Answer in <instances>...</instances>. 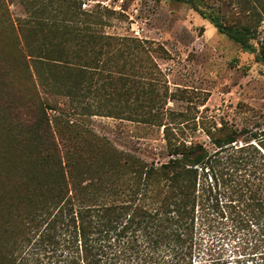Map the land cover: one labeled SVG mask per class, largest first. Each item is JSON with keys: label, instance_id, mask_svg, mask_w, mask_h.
Segmentation results:
<instances>
[{"label": "trees", "instance_id": "trees-1", "mask_svg": "<svg viewBox=\"0 0 264 264\" xmlns=\"http://www.w3.org/2000/svg\"><path fill=\"white\" fill-rule=\"evenodd\" d=\"M174 1L247 48L264 23V0ZM48 3L30 11L35 23H18L23 49L0 46L4 264H190L195 219L220 236L239 233L242 247L264 248V125L212 123L203 129L207 147L186 141L184 126L173 132L158 123L163 161L116 149L69 117L123 111L92 113L82 104L92 94L126 108L131 102L133 115L125 119L156 121L152 106L160 95L139 86L153 74L142 57L135 67L130 62L134 52L147 53L146 41L96 31L101 16L113 13L98 3L89 11L77 0ZM127 41L133 51L118 48ZM255 58L264 62V31ZM130 79L134 86L124 87ZM47 93L61 101L52 103Z\"/></svg>", "mask_w": 264, "mask_h": 264}, {"label": "rangeland", "instance_id": "rangeland-1", "mask_svg": "<svg viewBox=\"0 0 264 264\" xmlns=\"http://www.w3.org/2000/svg\"><path fill=\"white\" fill-rule=\"evenodd\" d=\"M77 1L80 2V9L84 11L95 10L98 3L99 7L113 12L109 16H101L104 24L96 26V31L146 41L144 45L147 53L134 52L130 62L135 67L138 64L137 57L143 58V63L150 68L153 79H149L151 82H147L148 85L142 83L139 86L143 91L154 87L160 97L152 106L159 110L158 119L153 121L146 117L142 120L137 117L139 121H136L125 119L133 115L129 112L133 111L131 102L130 108H126L115 97L104 98L102 95L88 94L82 104L92 105V113L100 111L99 107L102 111L110 107L122 108L123 111L117 113L121 118L72 114L69 119L73 123L107 139L116 149L139 156L147 162L166 160L162 140L163 125H156L158 123L170 125L173 132L184 126L186 141L197 140L207 147L208 138L203 129L213 125L212 123L218 126L225 121L236 129L254 121L264 125V62L255 58L264 31L263 21L257 29L256 38L248 40L247 48L219 33L206 18H202L183 2ZM53 5L58 6V3ZM61 6L65 8L66 3ZM50 7L48 0H0V46L3 49L4 46L8 49L12 47L13 51L19 47L23 49L18 23L30 21V18L35 23L37 19L29 16L30 11ZM219 7L223 14L226 13L224 4ZM210 13L217 14L215 9ZM118 48L133 51L128 41L120 43ZM126 86H134V82L130 79L129 84L124 87ZM116 87L119 90L122 88L119 84ZM130 91L136 90L131 87ZM44 94L46 93L42 95ZM48 96L52 103L61 101L55 95ZM102 111L99 114H104ZM47 113L50 118L57 114L54 110H47ZM51 127L56 128L53 118ZM4 137V120L0 117V150L4 149ZM1 154L0 172L4 171V152ZM1 187L4 189V178L0 175ZM222 220L229 222L225 218ZM194 222L190 264H264V248L242 247L239 233L224 237L220 236L221 232L218 230H207L206 223L200 225L196 219ZM0 264H4L2 233Z\"/></svg>", "mask_w": 264, "mask_h": 264}]
</instances>
